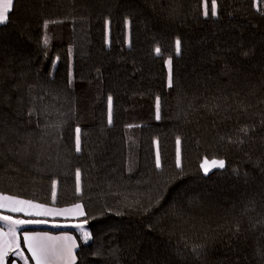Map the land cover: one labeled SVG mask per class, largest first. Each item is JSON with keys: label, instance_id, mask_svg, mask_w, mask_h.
Instances as JSON below:
<instances>
[{"label": "trees", "instance_id": "trees-1", "mask_svg": "<svg viewBox=\"0 0 264 264\" xmlns=\"http://www.w3.org/2000/svg\"><path fill=\"white\" fill-rule=\"evenodd\" d=\"M212 4L12 0L0 194L80 204L74 264H264V0Z\"/></svg>", "mask_w": 264, "mask_h": 264}, {"label": "crops", "instance_id": "crops-1", "mask_svg": "<svg viewBox=\"0 0 264 264\" xmlns=\"http://www.w3.org/2000/svg\"><path fill=\"white\" fill-rule=\"evenodd\" d=\"M0 196L12 197L3 194H0ZM14 198L15 200H0V217L7 216L11 217L12 221L21 220L28 224L24 226H22L23 223L13 225L11 221L0 219V221L4 220L11 229H7L0 223V250L3 252V259H0V264H35L31 252L24 243L25 233L29 234L30 237L38 235L42 242L51 248L59 249L74 244V247L71 248L73 257L71 264H74L76 260L75 252L79 242H81L74 232V228H79L80 223L82 224L78 221V218L82 215H78L72 206L52 207L32 201H28L31 202L30 204H20L16 201L27 200ZM34 205H43L44 207L36 208ZM13 208L23 210L13 211ZM48 209H54L58 212L63 209H69L70 211L63 214H49ZM66 237H71V240H67Z\"/></svg>", "mask_w": 264, "mask_h": 264}, {"label": "snow or ice", "instance_id": "snow-or-ice-1", "mask_svg": "<svg viewBox=\"0 0 264 264\" xmlns=\"http://www.w3.org/2000/svg\"><path fill=\"white\" fill-rule=\"evenodd\" d=\"M12 7V0H0V22H3L6 19L7 11ZM212 15H216V4L215 0H213L212 4ZM47 23V22H46ZM47 42V41H45ZM177 50H179L180 41L177 40ZM159 51V49H157ZM157 118H159V115H157ZM180 141L177 139V144L179 145ZM213 164H219L220 167L224 166L223 160H213ZM180 166V159H179V150L177 152V167ZM157 167H159V159H157ZM201 167L204 168L205 171H207V167L205 164H201ZM79 176V173H77ZM55 184V182H53ZM77 191H79V184H77ZM0 200H15L14 197H4L0 196ZM20 204H30L31 202L28 201H16ZM36 208H43V205H34ZM73 209L76 210L78 215H83V210L80 204H75L72 206ZM23 209L13 208V211H20ZM70 211L69 209H63L57 210L54 209H48L47 212L49 214H63ZM0 219L11 221L13 225L16 224H22L25 223V221L21 220H15L12 221L11 217H0ZM87 233H85V236L87 237ZM67 240H71V237H66ZM24 243L28 247L29 251L32 254V258L35 261V264H71V260L73 259L71 255V248L74 247V244H69L62 248H51L47 245H45L41 238L37 236L30 237L29 234L25 233L24 236ZM0 259H3V252L0 250Z\"/></svg>", "mask_w": 264, "mask_h": 264}, {"label": "rangeland", "instance_id": "rangeland-1", "mask_svg": "<svg viewBox=\"0 0 264 264\" xmlns=\"http://www.w3.org/2000/svg\"><path fill=\"white\" fill-rule=\"evenodd\" d=\"M4 22V21H3ZM166 66L169 70V62H166ZM213 160H203L202 163L205 164V166L207 167V171L204 170V168L201 167L202 171L204 173H208L210 172L212 169H215V168H220L219 164H213L212 163ZM219 161V160H217ZM201 163V164H202ZM0 223L2 225H4L7 229H10V226L8 224H6V222H4V220L0 221ZM28 223H23L22 226L24 225H27ZM83 224V225H82ZM82 224L80 223V227L79 228H74V232L76 233V235L78 236V238L80 239V241L82 243H86L89 239V233L85 227V224L82 222ZM11 230V229H10ZM85 233H87V237L85 236Z\"/></svg>", "mask_w": 264, "mask_h": 264}]
</instances>
